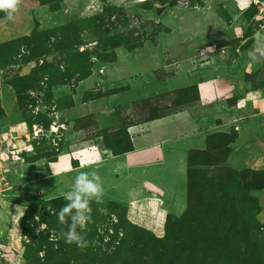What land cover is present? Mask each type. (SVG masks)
<instances>
[{"label":"rangeland","instance_id":"1","mask_svg":"<svg viewBox=\"0 0 264 264\" xmlns=\"http://www.w3.org/2000/svg\"><path fill=\"white\" fill-rule=\"evenodd\" d=\"M156 5L167 6L159 18ZM19 12L15 35L0 25V264H264V56H248L264 33V0H23ZM107 95V137L127 116L179 109L203 128V138L191 124L175 128L191 148L172 237L125 217V187L118 199L105 192L117 202H92L87 248L60 237L67 201L45 190L47 163L64 125L97 131L91 115L65 120L63 109L74 98L95 109ZM157 127L135 142L163 136ZM242 142L259 148L257 161L230 152ZM35 160L41 191L24 166Z\"/></svg>","mask_w":264,"mask_h":264},{"label":"crops","instance_id":"2","mask_svg":"<svg viewBox=\"0 0 264 264\" xmlns=\"http://www.w3.org/2000/svg\"><path fill=\"white\" fill-rule=\"evenodd\" d=\"M18 14H16V17L19 16ZM10 23L11 21L6 16L3 18L0 16L1 27L3 24L7 29L6 37L15 35L9 33ZM112 98L113 96L107 95L98 99L99 101L96 102V106L99 103L98 107L91 110L87 108L88 103L77 101L74 98L73 102L63 109L66 116L64 117L65 120L81 119L91 115L93 120L96 121L95 130L99 132L96 131L94 136H85L83 127L69 128L64 125L59 138L62 143L59 148H55L56 155L52 157V161L47 163L48 170H46L45 175L48 181L45 190L48 189L51 193L64 196L72 190L75 177L81 171L89 173L95 171L101 177L105 192L112 193V197L117 195L120 187H125V191L123 189L125 198L121 199L122 201L117 202L116 200H110V198L103 199L104 201L121 203L124 207L125 217L130 222L150 230H162L165 215L176 213L173 206H171L173 200L176 203L181 199V194L177 197L173 193L174 186L178 188L176 192L181 189V184L177 185L178 180L176 178L179 173L178 167L184 155V149L191 148L188 147V143L182 142L183 135L180 132H175L177 131L175 128L187 127L185 124H188V126L191 124L192 135L203 138L205 133H203V128L199 129V122L196 124L195 121H190L191 118L183 113L186 110L183 111L182 109L164 114L163 116L166 117L162 119L160 116L151 120L131 121L130 124L128 122L125 126V132L129 147L125 151L114 154L110 148L101 146L103 126L109 124L111 128L115 122V117L111 116L113 112L111 107ZM89 104L91 103L89 102ZM183 115L190 120L185 119ZM111 117L113 120H111ZM124 119L130 121L128 116ZM197 121L199 120L197 119ZM157 126H160L161 131L165 132L163 136L135 142V140L143 138L151 132H156L159 128ZM169 128L172 131L171 136ZM256 147L253 143L245 142L233 147L232 143L230 152L239 150L237 155L241 160L254 163L257 161V157L260 158L255 151L258 148ZM249 149L254 150L256 155L248 156ZM230 157L228 162L231 160ZM117 160H120V162L118 163ZM261 160L264 162V156ZM39 165L40 160L31 161L24 165L28 166L29 172H32L31 179L33 185H36L35 189L37 191L42 189V186L39 188V182L42 179L40 178L42 169L39 168ZM16 168L15 165L14 169ZM115 199L118 198L115 196Z\"/></svg>","mask_w":264,"mask_h":264},{"label":"clouds","instance_id":"3","mask_svg":"<svg viewBox=\"0 0 264 264\" xmlns=\"http://www.w3.org/2000/svg\"><path fill=\"white\" fill-rule=\"evenodd\" d=\"M22 3L23 0H0V12H3L9 21H14ZM254 38L255 46L248 52L251 61H256L259 56H264V33L257 31ZM104 194L103 182L97 172L81 171L75 177L72 190L63 197L67 203L57 213L61 225L66 224V218L68 221L67 231L60 232V237L66 244H75L83 249L92 243L85 239L82 233L86 232L87 226L92 222V202L102 204ZM99 210L103 211V209Z\"/></svg>","mask_w":264,"mask_h":264},{"label":"trees","instance_id":"4","mask_svg":"<svg viewBox=\"0 0 264 264\" xmlns=\"http://www.w3.org/2000/svg\"><path fill=\"white\" fill-rule=\"evenodd\" d=\"M39 110L40 111L43 110L41 106H39ZM179 110H182V109H179ZM164 114L165 113L156 115V116L146 115L140 120L142 121L151 120V119L163 116ZM140 120L133 121V122H139ZM127 123L130 124V121H126L124 119V123L123 125H121L120 129H117L114 133L112 132V134L109 135V137H107L105 132H102L101 146H103L104 148H110V150L114 154L125 151L129 147V142H128V139L126 138V132H125V126L127 125ZM177 223H178L177 217H174L172 215H167L164 221V224H163V230H164L163 237H172L173 235L172 233L175 231Z\"/></svg>","mask_w":264,"mask_h":264},{"label":"water","instance_id":"5","mask_svg":"<svg viewBox=\"0 0 264 264\" xmlns=\"http://www.w3.org/2000/svg\"><path fill=\"white\" fill-rule=\"evenodd\" d=\"M167 9V6L166 5H156L154 10H155V14H156V18H159V16H161V14L164 13V10ZM234 85L237 84V80H234L232 82Z\"/></svg>","mask_w":264,"mask_h":264}]
</instances>
